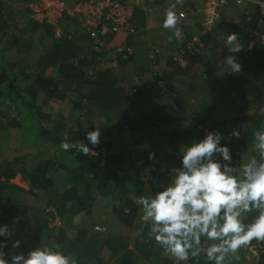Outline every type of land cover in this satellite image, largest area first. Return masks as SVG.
Masks as SVG:
<instances>
[{
  "label": "trees",
  "instance_id": "obj_1",
  "mask_svg": "<svg viewBox=\"0 0 264 264\" xmlns=\"http://www.w3.org/2000/svg\"><path fill=\"white\" fill-rule=\"evenodd\" d=\"M155 1L160 5L172 3L165 12L175 3ZM29 2L33 0H17L29 16L30 33L39 34L41 40L34 55L15 59L21 55L22 47L31 48V41L23 44L15 33L12 35L17 31L12 26L17 6H10L12 11L5 13L8 7L0 0V36L4 38V42L0 40V131L4 129L0 143L14 134L19 145L18 153L0 162V198L8 194L12 207L24 205L17 201L15 192L24 190L12 181L25 184L27 193L37 195L31 218L29 214L22 218L28 227L22 237L28 235L31 240L21 241L17 249L27 256L30 250L45 245L47 239L59 241L53 247L59 246L77 264H176L147 235L146 228L141 232V212L130 196L160 190L170 169L180 167L181 149H160L150 155L145 142L149 131L159 124L192 122L190 130L168 135L166 144H171L174 136L179 139L189 135L191 140H200L205 130L218 131L225 137L221 144L232 153L233 166L239 167L245 157L254 154L253 133L264 128V44L257 36H253L251 49L246 42L254 31L264 33V16L256 5L247 3L243 17L233 21L225 17L227 9L223 7L208 29L203 26L206 0H183L176 7V27L181 32L175 38L178 44L172 43L168 48V39L160 38V46L175 55L168 57L165 68L157 67L158 61L155 68L152 64L147 68V58L141 57L145 43L136 45L140 39L133 37L137 28L142 30L145 26V13L139 11L125 41L131 53L124 58L116 56L115 68H109L105 66L109 56L106 49L93 50L87 33H80L77 26L67 22L60 35L55 36L51 25L30 18ZM234 4L229 1L226 7L232 9ZM181 12L187 17H179ZM229 33L238 35L242 51H227ZM193 38L198 42L190 48ZM176 55L184 62L180 63ZM228 55L236 56L240 73L223 74L226 69L221 60ZM131 64L137 70L126 88V69ZM193 68H197V74L190 73ZM149 70L153 72L150 78ZM31 93L67 104L70 115L52 118L43 113L29 99ZM232 103L242 104L241 110L251 113L231 115ZM260 108L262 111L257 112ZM95 127H103L105 133L93 148L85 139V132ZM233 130L240 133L239 139L231 137ZM65 136L69 143L84 142L93 153L84 156L74 149L62 150ZM98 208L105 209V219L100 223L93 222ZM55 219L58 225L52 226ZM95 227L104 231H96ZM202 243L207 246L208 242ZM250 247L256 250L255 254L249 251ZM237 256L238 259L230 257L227 264H264V242L253 240ZM184 264L205 261L201 256Z\"/></svg>",
  "mask_w": 264,
  "mask_h": 264
},
{
  "label": "clouds",
  "instance_id": "obj_2",
  "mask_svg": "<svg viewBox=\"0 0 264 264\" xmlns=\"http://www.w3.org/2000/svg\"><path fill=\"white\" fill-rule=\"evenodd\" d=\"M182 3L183 0H175L162 22L164 29L174 30L176 38L181 35L176 27L179 22L176 7ZM117 37L109 40L111 45L117 43ZM225 43L229 53L242 51L235 33H229ZM221 61L226 69L223 74L240 73L236 56L228 55ZM100 135L95 127L85 132V139L95 148ZM231 137L239 139L240 133L233 130ZM67 139L65 136L60 145L62 150L74 149L84 156L93 153L84 142L73 144ZM223 139L220 132L205 130L202 139L182 146L180 167L170 169L169 178L160 190L130 196L141 212V232L146 228L147 235L176 264L201 256L205 264H227L230 257L238 259V251L253 240L264 242V128L254 131L251 145L254 154L245 157L239 167L233 166L229 147L221 144ZM253 213L250 221L245 222ZM11 235L8 226L0 224V238ZM4 239H0V264H9L4 258ZM202 241L208 242L207 246ZM11 246L18 248L20 241H13ZM10 264H77V261L59 250V246L39 245L27 256L11 255Z\"/></svg>",
  "mask_w": 264,
  "mask_h": 264
},
{
  "label": "built area",
  "instance_id": "obj_3",
  "mask_svg": "<svg viewBox=\"0 0 264 264\" xmlns=\"http://www.w3.org/2000/svg\"><path fill=\"white\" fill-rule=\"evenodd\" d=\"M229 1L234 2L235 7L243 8L244 13L247 3L254 4L259 8L260 14L264 16V3L260 0H206L207 9L204 10L203 6V26L209 29L207 25L213 24L219 10L223 9V7L228 9L226 5ZM153 5L154 0H82L72 4H67L61 0H33L27 6L30 9V18L35 22L51 25L55 36L60 35L61 28L65 23L73 22L76 24L81 30L80 33H87V38L93 50L102 52L103 49H106V53L109 56L105 66L115 68L114 58L119 55L124 58L125 54L131 53V50L123 44L116 43L111 45L109 42L110 37L126 32L133 21L135 13L143 11L149 14L153 11ZM179 17L185 18L187 14L181 12ZM253 36H257L260 42L264 44V33L254 31L246 42L248 49H251L254 44ZM197 42L198 40L193 38L189 44L190 48ZM159 54L160 52L156 48H152L148 52L150 65L152 64L154 68L156 67V58ZM109 59H111V62ZM3 203L5 202L3 201ZM94 229L96 231H104L100 227H95ZM249 251L253 254L256 253L253 247H250Z\"/></svg>",
  "mask_w": 264,
  "mask_h": 264
},
{
  "label": "rangeland",
  "instance_id": "obj_4",
  "mask_svg": "<svg viewBox=\"0 0 264 264\" xmlns=\"http://www.w3.org/2000/svg\"><path fill=\"white\" fill-rule=\"evenodd\" d=\"M3 3L8 7V8L6 7L7 9L4 8L5 13L9 12L10 10L12 11L10 6L11 7L15 6L14 0H3ZM166 4H172V3L168 2ZM206 5L207 4H205V3L203 4L204 10L207 9ZM21 6H22L21 4L17 3V11L14 12L16 18L14 19V25H12V26L16 27L17 31L11 32V33H12V35L15 33V36H17V38L19 40H21V42H23V44H25L27 41H29V42L31 41L30 42L31 48L28 49L27 46L22 47L21 48V50H22L21 55L15 59H24L25 55H32L33 52H34L33 53V55H34L35 52L37 51L35 48H38L36 46V44H38L39 41L41 40L39 34L34 35L33 33H30V31H29L30 24H28V22L26 21L27 19L24 15L25 12L23 11ZM232 9H233V11H231ZM232 9H227L225 11V15H226L227 19H232L233 17H235V15H239L240 19L243 17V13H244L243 8L234 7ZM198 18H199V20H201L200 16ZM236 20H239V19H236ZM210 26H211V24L207 25V27H210ZM131 27H132V25H131ZM131 27L129 28V30L126 34H123L122 36L118 37V39H117L118 44H123L124 46L126 45L125 41H126V38L128 37V34L131 33ZM36 32H38V31H36ZM172 32H173V30H171V29H164L162 27V21H159L158 18L155 16V14L152 13V14H149L147 16V22L145 23V26L143 27V29L138 30V28H137V31L133 33V37L136 36L135 37L136 40L138 37L140 39L138 42L135 41L136 45H138V44L142 45L143 43H145V46H143L144 55H141V57H143L145 59L147 58L145 61V65L147 68L150 64V60L148 59L147 55H148V52L150 51V49H152V48H157L160 52V54L156 58V61L159 62L157 67H162V68L164 67L165 68L166 67L165 61L168 59V57L175 55V54H173V52H168L166 50L167 49L166 47L160 46V38H162V39L167 38L168 39L169 42L167 45L170 44L168 46V48H170L172 46V43L178 44L175 41L176 37L172 35ZM31 34H33V35H31ZM0 40L4 42V38L2 36H0ZM176 56L180 62H182V63L184 62V59H182L180 55H176ZM96 63H97V60H96ZM135 67L136 66L134 64L127 66V69H126L127 70V77H125L126 82L122 81V82H125L124 87L126 86V88H127V86H129L131 84V79L135 77L134 76V72H135L134 70H137V68H135ZM197 71H198L197 68H193L190 71V73H192V74L196 73L197 74ZM149 72L150 73H148V76L150 78L153 72H151L150 70H149ZM48 81H49V79H48ZM45 97L46 96L42 95V94L41 95L32 94L29 96V99L31 100V102H33V104L40 106L42 109L43 107H49V105L46 104ZM49 102H51V106L49 107L47 112H46V110L43 112H46V114H50V116L52 118H54L55 116H57L59 114H63L67 117L70 115V111L68 112V110H67V107H68L67 104H65V103H63L57 99L53 100V102L51 100H49ZM241 105L242 104L232 103L229 106L230 114L233 116H244L248 113H251V112L242 111ZM257 105H260V103H257ZM171 106H172V104H171ZM261 111H262V109L260 108L259 111H257V112H261ZM45 126L48 127V124H46ZM192 126H193L192 122H187L186 125H185V123L184 124L175 123L172 125L166 124V126H163L162 124L157 125V127L153 128V130L149 131V138L145 142L146 144L144 143L145 144L144 147H146V149H145L146 152H148L150 155H153V154L157 153L160 149L162 150V149H166V148H169V149L178 148V149L182 150V146H183L184 142L187 140H191L189 135L183 136L179 139L177 138V136H174L171 144H166L165 139L167 138L168 135H171L172 133L180 134L183 130H188V128L190 130ZM99 130L101 133V135H100V139H101V138H103L105 130L103 127H99ZM12 135L10 134V136H12ZM194 140L198 141V138H196ZM194 140L192 139L191 142ZM16 148H17V143L12 141L11 142V149H10V145H9V148H6L7 151L4 153L5 157H6V153L9 154L7 156L8 159H5V160L11 159L10 157L14 153H18L19 149L16 150ZM153 149H155V151H153ZM1 158H4L3 154H0V161L2 160ZM29 197H31V196H29ZM104 210L105 209H103V208H98L95 211V216L93 217L94 218L93 222H99L100 223L101 221H104V219H105ZM138 223L140 224L139 220H138ZM170 258L175 262L174 258H172L171 256H170Z\"/></svg>",
  "mask_w": 264,
  "mask_h": 264
},
{
  "label": "crops",
  "instance_id": "obj_5",
  "mask_svg": "<svg viewBox=\"0 0 264 264\" xmlns=\"http://www.w3.org/2000/svg\"><path fill=\"white\" fill-rule=\"evenodd\" d=\"M14 1H15V6H17V0H14ZM69 1L74 3L72 0H69ZM72 3H70V4H72ZM167 5L168 4H165V3H162V5H160V4H158V2L155 1V4L153 5V8L155 9L154 10V14L158 18L159 21L163 22L164 15H165V9H166ZM231 11H233V9ZM24 15H25V17L27 19L26 21H29V16H28L27 12H25ZM147 16L148 15H144L145 23L147 22ZM225 17H226V15H225ZM232 19H233V21H238L236 19L240 20V16L239 15H235V17H233ZM73 26H75V25L73 24ZM33 53H32V55H33ZM49 100H51L53 102V100H56V99H54V98L46 99V104L49 105V107H50L51 106V102H49ZM49 107H43L41 109L42 112L45 111V110L47 112ZM46 112H43V113H46ZM3 130L4 129H2L0 132H3ZM12 136H8V138L6 140H4L3 142L0 143L1 144L0 145V154H3V157H4V158H1L2 160L0 162H3V161H5V159H8L7 156L9 154L6 153V157H5L4 153L7 151L6 148H9V145H10V149H11V142L13 141V142L17 143L16 136L14 134ZM18 148H19V145L17 143L16 150H18ZM12 183H15L16 184L15 186H17L18 188L24 190V191H19V190L15 191L16 192V198L19 199L17 201L24 202V205L23 206H19V207H15V208H14V206L12 207L11 206V202H12L11 199L12 198L8 194H4L0 198V224L7 225L9 230L12 232V235L9 238H7V239L0 238V239H4V243L6 245V247L3 249L4 258L6 260H9V264H10V256L11 255L22 254V249L20 250V249H17V248H12V246H11L12 242L16 241V240H19L20 242L21 241L22 242H28L29 240H31L28 237V235L25 238L22 237L23 233L25 235L27 233V230H28V227H27L26 223L24 222V219L22 220V218L27 216V214H29V218H31L32 213L34 211L35 204L37 202V200H36L37 199L36 198L37 195H34L32 193H29V192L27 193V186L25 184H22L20 182L18 184V182H14V181H12ZM29 196H31V197H29ZM3 201L5 203H3ZM18 209H20V210H18ZM25 218H27V217H25ZM54 225H58V220L57 219H55L54 222L52 223V226H54ZM55 242H59V241L55 240L54 242H52V241H48L46 239V240H44L43 243L45 245L53 247V245L56 244Z\"/></svg>",
  "mask_w": 264,
  "mask_h": 264
}]
</instances>
